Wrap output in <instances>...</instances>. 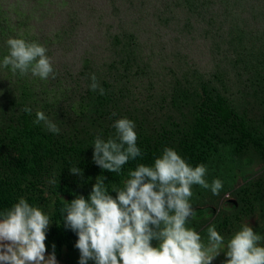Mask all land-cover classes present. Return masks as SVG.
Wrapping results in <instances>:
<instances>
[{
	"label": "trees",
	"instance_id": "trees-1",
	"mask_svg": "<svg viewBox=\"0 0 264 264\" xmlns=\"http://www.w3.org/2000/svg\"><path fill=\"white\" fill-rule=\"evenodd\" d=\"M141 1L137 10L115 6L125 21H131V27L122 33L110 31L107 41L111 43L84 52L78 73L69 71L76 80L63 81L60 75L47 80L20 77L0 68V212L21 197L40 207L52 221L45 241L47 253L54 251L63 263L79 264L78 236L63 227L61 210L78 195L87 199L100 175L115 198L117 194L111 190L123 186L129 169L139 163L154 165L163 148L172 147L191 166L205 164L209 182L213 178L223 181L218 196L200 186L192 187L195 217L187 226L199 231L206 244V229L215 224L226 246L247 224L261 235L260 245L264 246V0ZM6 2L0 0V59L8 53L9 37L38 41L53 58V46L65 43L81 12L83 17L89 11L97 13L103 4L84 0L85 5L80 2L69 7V0H22L7 2L8 8H4ZM65 11L66 22L50 32L36 27ZM239 11L250 16L240 15L241 20L233 22ZM257 11L260 13H253ZM39 14L47 18L35 24ZM147 17L153 28L178 18L183 26L176 24L174 33L182 35L184 29L204 30L205 37L212 38V53L221 56L213 70L207 73L180 66V70L171 69L168 82L153 78L154 68L141 55L146 50L137 46L140 33L133 31ZM149 71L152 75L146 76ZM93 73L106 90L104 95L90 90ZM130 74L143 76L136 79ZM51 95L56 97L53 102L48 101ZM25 107L32 109L31 114L22 111ZM37 111L59 127V134L48 131L43 122L34 123ZM125 117L135 123L143 155L130 159L121 173H111L94 163L92 145L97 135L105 139L112 135L113 122ZM72 166L81 168L83 176L70 173ZM224 201L217 215L208 216V211H217ZM225 259L221 257L219 263L224 264Z\"/></svg>",
	"mask_w": 264,
	"mask_h": 264
},
{
	"label": "clouds",
	"instance_id": "clouds-1",
	"mask_svg": "<svg viewBox=\"0 0 264 264\" xmlns=\"http://www.w3.org/2000/svg\"><path fill=\"white\" fill-rule=\"evenodd\" d=\"M6 44L8 53L0 59V68L20 77L57 78L43 44L22 37H9ZM90 80V90L104 95L106 90L94 73ZM22 111L31 114L32 109ZM41 122L48 131L59 134V127L43 111H37L34 123ZM112 128L114 133L107 139L95 137L93 161L103 170L121 173L130 159L143 153L137 145L134 121L116 119ZM70 173L83 176V170L75 166L70 167ZM207 174L205 164L193 167L174 148L164 147L154 165L139 163L128 170L123 186L111 190L117 194L115 198L105 186L106 178L98 176L87 199L78 195L61 210L65 214L63 227L78 236L79 264L89 260L95 264H213L222 252L226 254L224 264H264L262 237L247 224L226 246L215 224L206 229V244L199 231L187 226L195 217L190 202L192 187L200 186L217 196L223 189L221 179L209 182ZM222 207L208 211V216L217 215ZM51 224L48 214L23 197L0 212V264H57L55 252L49 255L45 243ZM153 240L158 246L152 245Z\"/></svg>",
	"mask_w": 264,
	"mask_h": 264
},
{
	"label": "rangeland",
	"instance_id": "rangeland-1",
	"mask_svg": "<svg viewBox=\"0 0 264 264\" xmlns=\"http://www.w3.org/2000/svg\"><path fill=\"white\" fill-rule=\"evenodd\" d=\"M11 3H19L22 0H6ZM103 4L98 6V12L89 11L88 16L83 17V12L80 14V20L75 21L70 27L73 29L71 34L68 37L64 38L65 43L55 44L54 48V59L56 64H59L60 70L58 75L63 81L76 80L69 73L73 72L77 74L81 67V60L84 52L93 50L95 46H99L100 48H104L106 43L109 40V34L111 32L122 33L126 31V28L131 27V21H125L123 16L124 14L120 11H117L115 6L121 5L125 8L132 7L136 8L135 10L141 7V0H119L114 4L110 2L112 0H98ZM7 2L4 4V8L7 7ZM85 5L84 0H69V7H76L79 3ZM13 6V5H12ZM13 9L15 7H12ZM243 4L241 5V8ZM3 8V10H4ZM14 13V11H13ZM259 14L260 11L253 12ZM68 12L64 13L58 12V14L50 18L45 17L44 15H38V17L34 20L35 24L42 20L44 17L47 18L43 23L37 25L41 32L46 33L53 30L55 26L61 23H65ZM97 14L101 15L97 17ZM149 12L144 13V17L147 16ZM246 14V13H245ZM240 14V11L236 13L233 17V22L240 21V15L250 16V13ZM83 17V18H82ZM140 17L138 19L144 18ZM242 17V16H241ZM137 18V17H136ZM149 18L147 17L144 21V24L141 26H135L136 33H140V36L137 38V46L140 49H144L146 51H142L141 55L143 56V60L146 63H149L154 69L153 75L151 71L147 72L146 76L151 74L153 78L158 77V81H169V78L173 75L171 69L173 71L177 70L178 67L182 66V68H199L202 72H211L214 67V63L216 59H220L221 56H217L212 53L213 43L210 42L212 38L208 39L205 37L206 33L204 30L199 28H191L184 29L183 35L181 33H174L176 28V24L183 26L182 22H178V18L175 20L168 21V23L160 24L159 26L149 25L147 22ZM164 22V21H161ZM147 23V24H145ZM256 26L259 27V23L255 22ZM153 28V30H152ZM182 49V50H180ZM178 53L181 55H185L184 58L178 56ZM106 56V55H105ZM180 60L182 62L180 63ZM188 61V62H187ZM180 70V68H178ZM70 74V75H69ZM143 75L135 74L130 77L138 78ZM79 82V81H77ZM138 83H147V82H139ZM147 86V85H145ZM42 97V96H41ZM55 96L51 95L49 100L51 102L55 101ZM60 98L62 96L60 95ZM70 106V105H69ZM225 205V201L223 202ZM158 241L153 240L152 245L158 246ZM47 256V254H46ZM224 256V252H222L218 257H216L213 261V264H219V258ZM57 264H66L60 261H57Z\"/></svg>",
	"mask_w": 264,
	"mask_h": 264
}]
</instances>
